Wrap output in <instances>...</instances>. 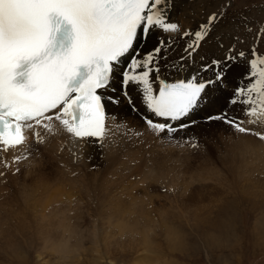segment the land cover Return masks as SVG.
I'll use <instances>...</instances> for the list:
<instances>
[{"label":"rangeland","instance_id":"1","mask_svg":"<svg viewBox=\"0 0 264 264\" xmlns=\"http://www.w3.org/2000/svg\"><path fill=\"white\" fill-rule=\"evenodd\" d=\"M181 11L189 31L210 14L223 13L201 44L210 43L214 31L223 29L220 22L225 17L237 14L242 19L239 27L225 29L222 36L215 32L221 36L214 52L217 60L240 52L247 57L253 48L264 54V0H190ZM158 40L151 46L142 42L141 48L147 53ZM178 46V40L169 42L160 62L170 80L176 74L172 66H179ZM242 58L233 63L240 72L231 78L232 85L244 71ZM221 91L226 96L221 109L205 116L200 111L193 119L196 123L172 139L146 129L138 107L135 113L128 106L129 112L120 110L112 116L119 133L111 152L93 151L87 161L80 156L81 161L65 166L64 160L52 163L40 146L41 160L31 152L36 159L30 157V171L19 167L12 178L6 176V167L0 179V264H264V175L256 164L264 141L207 121L225 108L231 87ZM230 109V115L239 116L238 108ZM243 126L264 133V127L246 122ZM42 184L47 188L40 192ZM52 195L55 200L49 203ZM140 206L149 208L155 219L160 215L149 227L153 239L146 251L141 245L144 238L136 233L145 213ZM117 207L125 212L122 219L114 213ZM56 208L64 212L55 213ZM65 208L71 209L73 219L67 220L71 231L63 234ZM124 223L128 229L122 233ZM162 230L171 233L175 245ZM99 232L103 242L96 245L102 239Z\"/></svg>","mask_w":264,"mask_h":264},{"label":"snow or ice","instance_id":"2","mask_svg":"<svg viewBox=\"0 0 264 264\" xmlns=\"http://www.w3.org/2000/svg\"><path fill=\"white\" fill-rule=\"evenodd\" d=\"M172 7L174 0H0V151L25 145L29 130L43 143L39 129L102 143L109 131L108 105L126 100L138 110L133 92L148 114L146 127L172 139L196 123L190 117L209 92L230 87L228 104L247 121L230 115L231 109L207 121L264 141V133L243 126L264 127V54L253 48L247 57L228 55L169 81L160 63L169 42L191 40L181 64L172 66L179 72L223 15L214 12L196 30L182 31L170 22ZM154 31L162 38L144 53L142 42ZM241 57L244 71L232 85L229 74ZM20 160L16 156L13 163Z\"/></svg>","mask_w":264,"mask_h":264},{"label":"bare ground","instance_id":"3","mask_svg":"<svg viewBox=\"0 0 264 264\" xmlns=\"http://www.w3.org/2000/svg\"><path fill=\"white\" fill-rule=\"evenodd\" d=\"M189 1L190 0H174V7H172V9L169 13L170 22H175L178 25H180L182 31H185V30L189 31V29H188L189 22L184 18V16L182 15V11H181L182 7L185 4L189 3ZM233 16H235V18H233L232 16H231L232 18L225 17L224 18L225 21L220 22V24L223 26V29H220L221 28V26H220L217 30L214 31V34L216 32L222 36L221 32L224 31L225 29H227V28L235 29V28L239 27L240 23H243V22H241L242 19L239 17V15L233 14ZM244 20H245V18H244ZM230 24H232V25H230ZM214 34H212L211 38L208 39L210 41V43L208 42L206 44H201L200 48L195 52L194 56H197V59H194L193 57L191 59H187V64H186L185 68L179 72L174 71V72H176L175 76H173V78L171 80L168 78L167 79L169 81H174V79L176 80L177 78H187L188 76L195 74V70L200 68L201 65L210 64L211 61L214 60L215 48L218 45V43L221 42V39L219 38L221 36H219V35L215 36ZM169 35H175V34H169ZM159 38H162V34L160 32L154 31L153 34L150 36V38L147 40L148 41L147 45L149 44V46H151V44H154V42H156ZM177 40H178L179 46L177 48V52H176L177 57L175 58V62H177L180 65L181 64L180 57H182V56L186 57V53L184 52V48H185L186 44H184L183 39L178 38ZM142 51L144 53H146L145 49H142ZM242 59H244V58H242ZM171 61H172L171 59L168 60V63H171ZM238 61H239V59H238ZM237 71L240 72V70L238 68H232V71L229 74V80H231V78L234 76L235 73H237ZM166 74H167L166 72L162 73V75L164 77ZM210 75H211V73L208 72L205 75H203V77L206 78L207 76H210ZM131 94L134 98L135 104L137 105L136 107H138L139 111L142 110L141 114L142 115L147 114L146 111L143 112V107L141 106L140 101L138 99H136V94L134 92ZM224 96H225V92H223L221 90L209 92L208 96L205 98V101L202 103L201 107L190 117V120H193L196 116H199L200 111L202 112V113H200V115L205 116L208 114L207 112L212 113L213 110L217 111V110L221 109L220 106L223 104V97ZM125 103H126V101L123 100V102L119 106H114L111 104L108 105V107H107L108 117H107L106 124H107V128L109 129V131L107 133L106 138L104 139V141L102 143H98V142L94 143L88 139L77 140V139H75V138L71 137L70 135L63 133V132L58 133V134H47V133H44L43 129H39V130L41 131L42 135H44V137H45L44 142L43 143H37L36 138L33 135V132L31 130L26 131V135L28 137V140L26 141L25 145H23L19 148L10 150L8 152L0 151V179L2 178V171H4L6 169L5 162H7V164L9 165L8 166L9 171L6 174V176L9 175L12 178H16L18 173H19V167H21V168L25 167L28 169V166L29 167L31 166L29 164H33V163H31V160H29L31 156L35 157L34 159H36V156L41 157V155H42L41 148H42V151L46 152L49 159L51 158L50 161H53L52 163H55V160H61V161L64 160L63 162L65 163V166H69L71 162L75 163L76 161H79L80 156H81V160H84V159L86 160V158L89 159L90 156L92 155L90 152H93V151H98L100 153H105V154L111 152L112 147L115 146L116 143H118V133H119L118 126L116 124H114L115 120L112 119V116H114L113 114L117 115L116 113L119 112L120 110H125V111L129 112L130 109L128 108L127 105H125ZM146 129H148V128H146ZM40 146H41V148L39 151ZM245 146L247 148H250V146H248V145H245ZM29 147L31 148V150L29 149ZM31 152L36 153L35 154L36 156H34ZM16 156L21 157V160L19 163H13V158ZM40 157H39V159L41 160ZM39 159H38V162H39ZM23 161H25V162H23ZM256 164L261 166L262 174L264 175V147L261 149V152L258 154ZM37 165H38V163H37ZM41 165H42V163H41ZM43 165H44V163H43ZM59 166H61V165L59 164ZM32 167H35V165ZM35 168H34V170H35ZM39 169H40V167H39ZM28 173H30V172H28ZM28 175L29 174L25 175L24 177L26 178ZM46 188H47V185L42 184L39 186V191L42 192V191L46 190ZM60 188L61 187L56 188L57 189V196L59 195V197H58L59 200L63 195L62 192H60V190H61ZM99 188L101 189V191L104 190V188L102 186H100ZM54 200H55V196L52 195L49 203H52ZM15 202H17V201H15ZM24 203H27V199H26V201H24ZM63 208H56L55 213L62 214L64 212ZM119 208L114 210V213H115L117 218L120 217L118 219H122V214H124L125 212ZM65 209L68 210L65 222H67L68 219L71 221V219H73L72 218L73 213L71 212L70 208H65ZM148 209L140 206V210L145 211L143 218L141 219V223L143 226L136 230V233L139 234L142 238H144V243H141V245L144 248V251H146L145 248L149 247L152 244L151 240L153 238L151 237L152 239H150V231H153V230L150 229L149 227H153L154 226L153 221H156L160 218V215L158 214L159 217L155 216V217H157L155 219L152 216V214H154V213L149 214ZM98 211L101 212L102 209L98 208ZM169 218H172V216H170ZM173 220L175 221L174 216H173ZM65 222L63 223V225L60 228V229H62L63 234L66 231H71V229H70L71 223L69 222L70 223L69 224L68 222L67 223H65ZM125 226H126L125 223L120 225V232L124 233L125 230L128 229ZM158 226H160V225L158 224ZM154 230H155V228H154ZM169 230L171 231L172 229L170 228ZM161 232H163V234H165V239L168 241V243L170 242V245L171 244L175 245L174 242L171 240L172 235L169 231L162 230ZM118 234L120 236L122 235L121 233H118ZM133 235H135V234H133ZM99 236H101L102 239H101V241H96V243H95L96 245H99L101 242H103L102 233L99 232ZM95 237L97 239L96 235H95Z\"/></svg>","mask_w":264,"mask_h":264},{"label":"flooded vegetation","instance_id":"4","mask_svg":"<svg viewBox=\"0 0 264 264\" xmlns=\"http://www.w3.org/2000/svg\"><path fill=\"white\" fill-rule=\"evenodd\" d=\"M175 80V79H174Z\"/></svg>","mask_w":264,"mask_h":264}]
</instances>
